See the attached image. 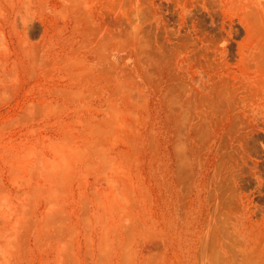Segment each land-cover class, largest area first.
I'll list each match as a JSON object with an SVG mask.
<instances>
[{
  "label": "rangeland",
  "instance_id": "374dc122",
  "mask_svg": "<svg viewBox=\"0 0 264 264\" xmlns=\"http://www.w3.org/2000/svg\"><path fill=\"white\" fill-rule=\"evenodd\" d=\"M0 264H264V0H0Z\"/></svg>",
  "mask_w": 264,
  "mask_h": 264
}]
</instances>
